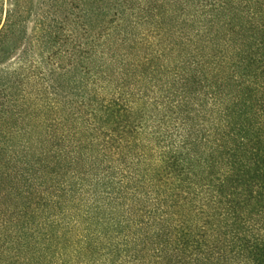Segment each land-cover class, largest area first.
Masks as SVG:
<instances>
[{
    "label": "trees",
    "instance_id": "obj_1",
    "mask_svg": "<svg viewBox=\"0 0 264 264\" xmlns=\"http://www.w3.org/2000/svg\"><path fill=\"white\" fill-rule=\"evenodd\" d=\"M0 264H264V0H0Z\"/></svg>",
    "mask_w": 264,
    "mask_h": 264
}]
</instances>
